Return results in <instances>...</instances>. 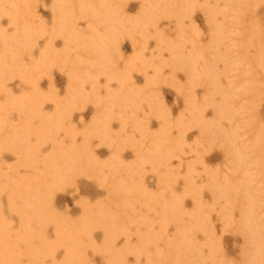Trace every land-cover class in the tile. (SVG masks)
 I'll use <instances>...</instances> for the list:
<instances>
[{"label": "rangeland", "instance_id": "374dc122", "mask_svg": "<svg viewBox=\"0 0 264 264\" xmlns=\"http://www.w3.org/2000/svg\"><path fill=\"white\" fill-rule=\"evenodd\" d=\"M14 1L0 0V58L7 65L15 61L21 66L0 78V232L6 230L7 246L18 254L19 264H29V257L22 254L24 241L15 238L26 226L31 232L40 230L53 245L42 264H64L67 249L56 238L65 227L78 231L75 264H146L145 255L135 247L147 224L162 233L157 243L146 248L147 254L163 248L165 240H177L176 227L183 224L190 227H185L188 245L181 246L187 264H248L256 245V257L264 261V173L255 163L263 158L264 149L261 153L253 142L258 132L264 133V67L257 55L264 49V0H232L229 4L225 0H188L187 13L180 19L160 15L157 27H147L144 39L123 21L139 18L141 0H108L112 7L126 3L114 10L126 31L107 40V69L94 65V54L76 40H70L65 49L62 36L51 34L53 0H23L17 8L12 6ZM66 1L72 5L74 35L86 40L88 18L81 13L78 0ZM176 1L151 0L161 9ZM11 8L19 12L16 22L11 21ZM214 23L221 29L217 44L211 33ZM179 36L184 40V54L190 56L181 62L174 61L168 49ZM49 41L53 52L43 59ZM209 65L214 73L207 77L204 71ZM124 69L125 84L117 75ZM212 76L229 91L228 118L218 119L214 105L206 101L211 97L215 103L221 101L210 84ZM70 82L77 83L80 94L74 102L69 99ZM122 88L134 93L135 110L113 98L123 93ZM13 104H25L29 117ZM197 109L201 123L210 124L208 134L194 119ZM99 112L108 116L101 137L95 135L98 123L93 125ZM57 114L61 126L51 139L39 140L33 130L26 132L27 142L37 151L34 162L24 164L19 151L8 142L13 132L24 123L35 129L39 118H58ZM165 123L162 151L154 154L157 162L140 161L138 152L151 147L150 139L160 135ZM90 129L94 132L87 135ZM225 131L234 132L232 143L224 138ZM55 152L69 153L73 165L90 166L91 171L71 173L51 189L47 209L54 220L39 223L33 219L22 225L17 211L23 199L14 196L10 187L23 183L27 198L41 194L52 183L51 171L43 162ZM61 157L55 160L61 161ZM214 181L231 190L227 202L211 189ZM247 194L254 201L252 221L258 224L253 246L242 215ZM171 199L180 205L182 219L161 222L160 209ZM124 202L129 206L127 214L140 219L127 223V234L116 232L110 248L102 226L80 228L78 222L87 208L115 213ZM196 207L199 222L194 218ZM33 209L26 210L31 213ZM31 243L35 246L38 240L33 238ZM114 254L118 259L113 263Z\"/></svg>", "mask_w": 264, "mask_h": 264}, {"label": "bare ground", "instance_id": "6f19581e", "mask_svg": "<svg viewBox=\"0 0 264 264\" xmlns=\"http://www.w3.org/2000/svg\"><path fill=\"white\" fill-rule=\"evenodd\" d=\"M16 1V3H15ZM12 3L13 8H17V5L21 3L23 0H15ZM156 1V0H155ZM228 4L232 0H225ZM188 0H179L176 1L174 4L168 5L164 8H159L158 3H152L151 0H141V15L139 18L134 19V21L131 20H124L128 23L129 28H135V30L138 31L140 37L144 39L146 36L144 35L147 27H157L156 22L158 17H175L176 19L181 16H183L185 13H187L188 8L190 5L188 4ZM78 7L82 14H84L88 20V36L86 40H78L79 36L74 35L75 30H73V26L71 25L72 17H71V2H68L66 0H53V7H52V13H53V19L54 24L51 31V34L53 35H61L64 39V48L66 49L68 47V42L71 40L70 43L73 42V40H76V42L82 46L85 50L88 52H91L94 54V61L93 64L103 67L104 69L108 68L107 64V40L116 38L118 36V33L121 31H126L123 27H120V19L118 20L117 12L115 10H118L119 8H122L126 3L123 2L122 4H115V7H112L110 2L108 0H78L77 1ZM97 4V6H96ZM113 5V3H112ZM1 6V3H0ZM11 8V9H13ZM12 17L11 21L16 22L18 11L13 9L11 10ZM211 12V11H210ZM212 13V12H211ZM157 18V19H156ZM101 25V29L97 28L98 25ZM177 24H179V20H177ZM100 29V30H98ZM211 33L213 35V42L215 44L219 43L221 41V29L220 26L217 24L211 25ZM53 37V36H52ZM156 37L160 38L159 35L156 33ZM24 39H28L27 37H24ZM52 39V38H51ZM183 38L182 36H179L178 40L175 43H170L168 45V49L173 55L174 61H183L186 59H189V55H185L183 52ZM5 45V44H4ZM6 51L8 49H5ZM264 49L261 47V50L257 51L258 57L260 56L262 58V66L264 67V56L261 55L263 53ZM52 42H48V46L46 47L43 55V59L47 58L49 53H52ZM65 56H67V51L65 53ZM220 58V55L217 57ZM222 60V59H221ZM15 66L19 65V62L12 61L7 65V62L4 61L3 58H0V78L5 75V73L10 72L12 69L15 68ZM213 66L209 65L205 69V75L209 77L210 73L213 74L214 72ZM23 72L25 73V70L23 68ZM127 70L124 69L122 71L117 72L118 77L123 81V84H125ZM195 78H198L197 73L194 75ZM211 85L213 87V90L215 93H218L221 96V101L218 103H215L211 98H208L206 101L214 105L215 113L217 115V118H228L230 116L229 111L227 109V100H228V94L229 91L225 88H222L218 85V81L215 78V76H212L211 78ZM2 85L0 84V87ZM123 89V88H122ZM69 99L73 102L79 98L80 94L78 93V87L76 82H70V88H69ZM117 94V93H113ZM77 97V98H76ZM115 101L119 100L123 107H130L132 110H135L138 107V102L135 98V95L132 91H129L127 89H123V93L117 94L113 97ZM70 102V101H69ZM112 103H116L114 101H111ZM120 104V103H119ZM206 104V103H205ZM14 108H20L24 113H26V106L25 104H13ZM60 114H62V110H58ZM35 113V112H34ZM122 114V112H120ZM60 114L55 117L51 118H39V125L33 129L31 128L27 123H24L21 125L17 130H15L11 137V142L13 145V149H16V151H19V154L22 158V162L26 165H29L30 163H33V158L36 154V147L33 145H30L27 142L26 139V132H30L33 130V132H36L39 137V140H45V139H51L54 133V130L58 129L61 126V120H59L61 117ZM24 116H28L27 113ZM29 117V116H28ZM200 110L197 109V111L194 114V119L196 121H200ZM100 119V121H98ZM108 120L107 112L101 113L99 112L96 116L95 122L93 125L98 123L97 133L95 135H98V137H101L99 134L104 133L107 130L106 121ZM26 121V118L25 120ZM197 122V123H198ZM248 126H252L251 121H249ZM136 123V122H135ZM134 126L136 129H138L140 132L142 131L140 129L139 124H135ZM201 124V129L204 134H208L212 129L210 127V124H203L201 121L199 122ZM183 123H180L181 125ZM216 125V121L213 123ZM92 125V126H93ZM218 125V124H217ZM220 125V124H219ZM167 124L165 123L162 127L160 135L153 136L151 141V147L146 151H140L138 152V159L140 161L148 160L149 163L155 164L157 162L156 157L154 156L155 153L161 152V146H160V139L162 134H166L167 132ZM215 128V127H214ZM93 129H90L87 133V135H90L93 133ZM260 134L256 139L255 136L253 137L254 147L260 148V151L262 153L264 149V133L258 132ZM234 132L233 131H225L224 138L229 143H232L234 138ZM150 137V136H149ZM62 156L61 161H57L58 157ZM69 158H71L69 153H64L63 155L59 153H53L45 159L43 163H45V167L47 170L51 171V177H52V183H49L48 186L43 187V192L40 194H35L29 198H27L24 195V188L23 183H20L19 187L16 188L15 186H11V193L14 196L21 197L23 199V202L20 204V208L17 211L18 215L20 217V222L23 225L24 222H28L30 220L35 219L37 222L41 223L44 220L52 219L54 220V215L52 211L50 212L47 208L49 201L47 200V196L51 189L53 187H56L63 179L67 178L71 173H86L91 171L90 166H85L83 169L79 165H73L74 163L69 161ZM116 158V157H115ZM261 160L259 162H256L257 168L261 173H264V156L263 158H260ZM243 164L242 162L240 165ZM244 165V164H243ZM244 169V168H243ZM47 170L45 174L47 173ZM246 170V169H244ZM116 189H119L121 187H115ZM216 196L223 197V199L227 202L231 190H229L228 187H221L216 183V181L212 182V188H211ZM28 190V189H27ZM247 199H245V203L243 204L242 209V215L245 218L244 220V226L248 229L250 232V245L253 246L256 244L257 238H258V224L257 222H253L252 220L255 212H254V201L252 200V197L250 194H247ZM25 200L28 202L25 203ZM120 207L115 213H111L105 208H97L95 210L86 209L83 215L82 220L78 222V224L82 227V230H88V228L91 225H98L102 226L105 231V235L107 238L106 241V247L110 248L112 244V237L116 232H120L121 234H127V223H134L139 217H136L134 214H127V211L129 209V206L126 202L120 203ZM34 208L31 210V213L27 212V208ZM198 207V206H197ZM196 207V208H197ZM181 208L178 204L177 200L171 199L170 202H168L166 205H163L160 209V220L161 222H167L169 219H174L175 221L182 219L181 218ZM121 215H125V218H122ZM49 217V218H48ZM194 218L196 222H199L200 218V212L199 209H196V212L194 214ZM181 221V220H180ZM165 224V223H164ZM146 230L144 233L139 234V245L135 247V249L138 251L137 253L144 254L146 257V264H187L188 259L187 255L184 253V250L181 248L182 245L186 244L188 245V234L185 227L188 229L189 226H184L183 224H178L176 227V230L179 233V238L177 240H165L163 248L157 249V251L153 254H147L146 248L151 245L157 243L162 238L161 232H155L153 231L150 226L146 225ZM78 228V227H77ZM78 231L75 229H72L70 227H65V229H60L59 233L57 234V240L56 242L58 244H64L67 249V255L64 260V264H75L74 257L76 256V245H77V236ZM7 233L5 229H2L0 232V264H19L18 261V254L14 253L11 248L7 246L6 243ZM16 242L24 241L25 249L22 252L23 255L29 257V264H42V257L46 256L51 248L52 244L47 243V241L44 239L41 231H34L29 227H22V229L15 235ZM33 238H36L38 240L37 245H32L31 241ZM176 244H179L176 245ZM134 249V248H133ZM254 254L250 256L247 260L248 264H264V261L262 260V257L258 261L256 254H257V245L253 248ZM114 259L111 260V262H115V260L118 259V255L114 254Z\"/></svg>", "mask_w": 264, "mask_h": 264}]
</instances>
